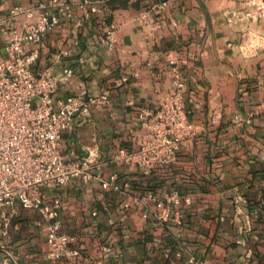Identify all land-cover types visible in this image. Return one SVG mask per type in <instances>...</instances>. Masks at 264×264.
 Returning a JSON list of instances; mask_svg holds the SVG:
<instances>
[{
    "label": "crops",
    "instance_id": "crops-1",
    "mask_svg": "<svg viewBox=\"0 0 264 264\" xmlns=\"http://www.w3.org/2000/svg\"><path fill=\"white\" fill-rule=\"evenodd\" d=\"M47 1L0 0V15ZM76 1L83 8L43 35L33 69L58 77L73 69L55 100L79 92L109 98L62 133L67 160L93 154L90 178L43 189L60 200V231L78 254L49 259L42 216L17 204L0 207V262L264 264V20L250 0H174L161 9V0ZM91 4L97 11L85 16ZM109 29L111 48L103 42ZM6 38L0 27V58ZM177 80L194 134L176 161L149 174L113 163L119 150L140 147V109L156 108ZM113 175L117 188H103ZM173 190L191 203L181 207L180 224H161L144 197ZM236 196L245 198L242 212Z\"/></svg>",
    "mask_w": 264,
    "mask_h": 264
},
{
    "label": "built area",
    "instance_id": "built-area-1",
    "mask_svg": "<svg viewBox=\"0 0 264 264\" xmlns=\"http://www.w3.org/2000/svg\"><path fill=\"white\" fill-rule=\"evenodd\" d=\"M170 1L161 0L157 8H164ZM254 17L264 20V0H250ZM80 5V6H79ZM76 0H48L37 8L14 6L7 14L0 15V27L7 33L4 55L0 58V207L19 205L26 210L37 211L43 218L47 256L49 259H70L78 251L71 247L73 238L60 231L61 202L47 199L45 187L65 186L72 178H90L93 154L81 161L67 160L62 154V133L68 130L76 115H88L92 108L109 102L105 92L87 95L84 92L70 94L55 100L60 81H69L74 75L71 67L63 69L58 77L49 69L36 73L34 63L39 57L37 45L43 35L55 28L61 18H71ZM97 5L85 7L84 14L97 11ZM147 22L146 12L140 16ZM82 17L75 26H80ZM103 42L113 47L112 30L107 31ZM178 78L177 72L174 73ZM163 98L156 108H141L139 118L146 128L143 141L135 151L119 150L111 161L118 165L140 168L149 174L156 166L170 165L185 141L194 132L184 108L180 88ZM239 122L238 117L235 118ZM116 176L102 182L103 188H117ZM145 201L153 203L150 214L157 222L181 223V207L191 203L187 195L176 190L162 196L148 194ZM243 196H236V210L242 212ZM191 261H194L191 259ZM0 264H10L4 259Z\"/></svg>",
    "mask_w": 264,
    "mask_h": 264
}]
</instances>
